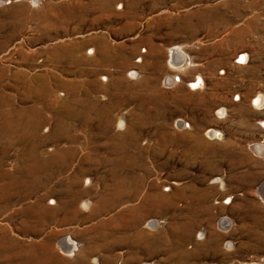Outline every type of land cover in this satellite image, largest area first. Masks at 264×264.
Here are the masks:
<instances>
[{"label":"rangeland","instance_id":"1","mask_svg":"<svg viewBox=\"0 0 264 264\" xmlns=\"http://www.w3.org/2000/svg\"><path fill=\"white\" fill-rule=\"evenodd\" d=\"M0 239L264 264V0H0Z\"/></svg>","mask_w":264,"mask_h":264},{"label":"bare ground","instance_id":"2","mask_svg":"<svg viewBox=\"0 0 264 264\" xmlns=\"http://www.w3.org/2000/svg\"><path fill=\"white\" fill-rule=\"evenodd\" d=\"M173 53H175V54L177 53L176 56L179 55L178 51H176V50H175ZM182 60H183V58H182V56H181V59H179V60L177 61V64H178V62H180V61H182ZM194 85H195V83L192 84V86H194ZM254 101H255V103H257V102L259 101V97H257ZM16 130H17V129H16ZM30 130H31V129H30ZM34 131H35V130H34ZM8 132H9V131H8ZM13 132H14V131H13ZM25 132H26V131H25ZM30 132H31V131H30ZM10 133H11V132H10ZM209 133H211V132L209 131ZM11 134H12V133H11ZM212 134H213V133H212ZM217 135H218V136H217ZM216 136H217V137L220 136L218 132H216ZM154 198H155V197H154ZM158 198H159V197H158ZM2 237H3V236H2ZM1 239H2V238H1ZM1 239H0V240H1ZM6 241H8V240L6 239ZM0 242H1V241H0ZM5 244H6V243H5ZM3 246H4V245H3ZM66 248H67V247H66ZM65 251H68V249L65 250ZM32 256H33V255H32ZM19 261H20V260H19ZM21 262H22V261H21ZM21 262H20V263H21ZM25 262H26V261H25Z\"/></svg>","mask_w":264,"mask_h":264},{"label":"built area","instance_id":"3","mask_svg":"<svg viewBox=\"0 0 264 264\" xmlns=\"http://www.w3.org/2000/svg\"><path fill=\"white\" fill-rule=\"evenodd\" d=\"M175 79H177V76H176V78ZM195 80H196V85H197V87L196 88H198L199 87V85H200V83H201V81H200V78L199 77H197V78H195ZM191 83H193V82H191ZM190 83V84H191ZM190 84H189V86H190ZM238 99V97L236 98V100Z\"/></svg>","mask_w":264,"mask_h":264},{"label":"water","instance_id":"4","mask_svg":"<svg viewBox=\"0 0 264 264\" xmlns=\"http://www.w3.org/2000/svg\"><path fill=\"white\" fill-rule=\"evenodd\" d=\"M180 62H181V61H180ZM180 62H178V64L176 63V64H177V66L180 64Z\"/></svg>","mask_w":264,"mask_h":264},{"label":"snow or ice","instance_id":"5","mask_svg":"<svg viewBox=\"0 0 264 264\" xmlns=\"http://www.w3.org/2000/svg\"><path fill=\"white\" fill-rule=\"evenodd\" d=\"M253 103L255 104V101H253Z\"/></svg>","mask_w":264,"mask_h":264}]
</instances>
